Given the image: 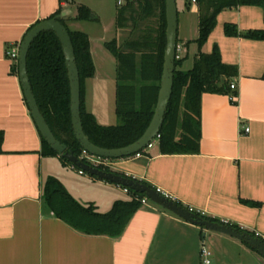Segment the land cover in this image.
<instances>
[{
    "label": "crops",
    "instance_id": "obj_1",
    "mask_svg": "<svg viewBox=\"0 0 264 264\" xmlns=\"http://www.w3.org/2000/svg\"><path fill=\"white\" fill-rule=\"evenodd\" d=\"M176 1L178 45L184 59L181 69L189 71L200 52L196 43L200 5L197 0ZM81 6L88 7L104 28L103 16L110 14L108 26L116 29L119 43L123 32L139 31L143 23L137 28H130L129 23L117 28L114 7L118 12L120 8L116 0H0V132L4 134L0 264H201V249L207 247V240L212 264H264V258L247 244L211 231L203 235L200 227L151 202L132 216L118 238L84 234L57 218L45 204L43 187L49 178L58 180L81 205L93 204L101 214L131 198L124 187L81 174L73 165H64L60 157L44 155L42 136L19 74L13 71L17 62L7 54L22 43L30 28L60 11L69 30L86 33L91 39L84 26L90 21L76 20ZM227 24L236 25L240 32L264 30V9L245 6L221 12L201 50L211 54L218 47L223 63L236 66L238 76L232 80L237 89L230 94L202 95L198 154L162 155L158 142L140 157L114 161L86 157L149 184L194 212L264 240V41L228 37ZM102 38L106 40L105 33ZM87 81L86 109L98 121L89 107ZM235 94L234 103L230 97Z\"/></svg>",
    "mask_w": 264,
    "mask_h": 264
},
{
    "label": "trees",
    "instance_id": "obj_2",
    "mask_svg": "<svg viewBox=\"0 0 264 264\" xmlns=\"http://www.w3.org/2000/svg\"><path fill=\"white\" fill-rule=\"evenodd\" d=\"M197 1L200 5V15L199 38L196 43L200 52L193 68L189 71L181 69L184 59L176 60L173 93L160 131L159 150L162 155L198 154L202 138V95L204 93L230 94L232 91L231 83L238 76V68L223 63L218 47H215L211 54L201 52L217 25L218 15L223 11L245 6L264 9V0ZM135 4L141 10L140 20L146 21L157 17L158 27L156 30L151 28L145 30L139 38L127 41L123 46L117 39L106 43L107 49L118 64L115 111L120 124L117 126H103L92 113L87 111L85 84L96 73L91 41L86 33L68 29L81 78L83 128L93 144L105 149L128 147L140 140L153 120L158 102L166 50V0H131L126 6L120 8L117 28H123L129 22V18H134ZM53 18H58L66 26L65 19L61 17V11L50 19ZM76 20L98 22L99 18L88 7L81 6ZM30 30L31 28L28 32ZM225 34L228 37L264 41V30L240 32L234 24L225 26ZM13 71L19 74L18 63L15 64ZM28 74L41 113L57 140L67 146V152L73 153L87 164L111 172L110 168L103 164L92 163L75 137L68 70L62 44L54 32H43L32 44L28 56ZM236 96V94L231 95V101L234 103ZM3 142L4 134L0 132V153L3 152ZM42 142L44 155L59 157L43 137ZM142 153L146 152L143 150ZM60 159L64 165L72 166L65 159ZM105 160L107 159H102V161ZM128 193L131 197L129 201L116 202L110 212L101 214L93 204L83 206L77 202L54 178H49L43 187L45 204L57 218L84 234L106 235L111 238L120 237L132 216L143 207L144 195L130 189ZM243 203L252 207L261 206L250 201H243ZM197 214L206 220L223 224L220 220ZM228 225L242 230L238 226Z\"/></svg>",
    "mask_w": 264,
    "mask_h": 264
},
{
    "label": "water",
    "instance_id": "obj_3",
    "mask_svg": "<svg viewBox=\"0 0 264 264\" xmlns=\"http://www.w3.org/2000/svg\"><path fill=\"white\" fill-rule=\"evenodd\" d=\"M166 18V50L158 102L153 120L149 128L142 138L136 143L119 149H105L93 144L89 137L85 134L81 117V78L76 61L75 50L68 28L62 22H60L58 18L44 20L36 24L26 34L21 43L18 62L19 77L32 117L41 136L50 145V147L58 153L60 158L65 159L75 168L100 180L110 182L126 189H130L133 192L142 194L151 203L162 207L163 209L195 226L204 228L207 231L223 234L237 239L250 246L264 258V240L258 236L244 232L231 225L206 220L197 213L192 212L188 208L180 205L178 202L167 198L162 193L158 192L157 189L152 188L145 183H142L129 176H123L112 171L108 172L101 170L96 166H92L83 162L73 153L67 152V146L57 140L44 115L41 113L28 74V56L32 44L40 34L43 32H54L62 44L68 70L71 87V114L74 134L85 153L96 158L107 160L130 158L141 153L151 143V141L160 134L173 93L179 23V14L176 0H166Z\"/></svg>",
    "mask_w": 264,
    "mask_h": 264
},
{
    "label": "rangeland",
    "instance_id": "obj_4",
    "mask_svg": "<svg viewBox=\"0 0 264 264\" xmlns=\"http://www.w3.org/2000/svg\"><path fill=\"white\" fill-rule=\"evenodd\" d=\"M115 8V15L117 16L118 10ZM136 13L133 15L134 18L129 20L130 28H137L138 23L141 22V29L139 31L133 30L132 34L129 31L123 32L120 37V45H124L127 41L139 38L142 33L149 29L156 30L158 27L157 17L150 18L146 21L140 20L139 13L141 10L138 5L135 4ZM77 13V10H74ZM110 14H104L103 25L107 27H101L97 22H88L87 31L91 34L92 40V53L94 56V62L96 66V77L92 80L87 81V95L89 100V107L98 117V121L103 126H117L120 124V119L116 115V78L118 64L115 57L109 52L106 47V43L111 42L116 38V29L109 27ZM104 28V29H103ZM143 28V29H142ZM145 28V29H144ZM103 31H105V39L103 40ZM142 31V32H141ZM186 69V68H185ZM49 162V161H48ZM201 228V227H200ZM203 235L207 231L204 228ZM207 248L210 249V242H206ZM212 255V261H213Z\"/></svg>",
    "mask_w": 264,
    "mask_h": 264
},
{
    "label": "built area",
    "instance_id": "obj_5",
    "mask_svg": "<svg viewBox=\"0 0 264 264\" xmlns=\"http://www.w3.org/2000/svg\"><path fill=\"white\" fill-rule=\"evenodd\" d=\"M131 0H116L117 6L119 8L126 6ZM20 47L21 44L17 45V46H13L9 51H8V57L10 58V60L14 61V62H19V55H20ZM181 47L178 45L177 48V56H176V60H181ZM237 89L236 84L231 83V90L235 91ZM231 98V97H230ZM250 129L247 128L246 132H249ZM161 138V135L159 134L154 140L151 141V143L144 149L145 152L153 149L155 147V145L159 142ZM144 155L142 152L135 155V156H142ZM102 163H98L95 165H101ZM74 167V166H73ZM81 174H85L83 171L79 170ZM126 192H128V189H125ZM158 192L162 193L160 190L157 189ZM163 194V193H162ZM164 196H166L167 198H170L172 200H174L175 202H177L175 199L163 194ZM150 203V201L145 197L144 199H142V205H148ZM190 211L194 212L192 209L188 208ZM196 213V212H195ZM223 224L228 225L229 223L222 221ZM212 255L213 253L211 252V250L205 246L202 247L201 249V264H212Z\"/></svg>",
    "mask_w": 264,
    "mask_h": 264
}]
</instances>
